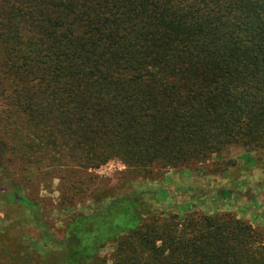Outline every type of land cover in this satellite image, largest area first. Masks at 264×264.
<instances>
[{"label": "trees", "instance_id": "trees-1", "mask_svg": "<svg viewBox=\"0 0 264 264\" xmlns=\"http://www.w3.org/2000/svg\"><path fill=\"white\" fill-rule=\"evenodd\" d=\"M229 3L243 20L214 16ZM9 4L29 7L26 55L39 51L30 37L61 47L59 68L32 78L25 121L64 164L177 167L231 144L264 151V0H0V10ZM1 187L6 225L39 228L53 246L28 242L12 264H105L108 245L112 264H264V237L248 223L193 208L181 219L138 187L91 191L89 212L70 215L59 240L34 199Z\"/></svg>", "mask_w": 264, "mask_h": 264}, {"label": "rangeland", "instance_id": "rangeland-1", "mask_svg": "<svg viewBox=\"0 0 264 264\" xmlns=\"http://www.w3.org/2000/svg\"><path fill=\"white\" fill-rule=\"evenodd\" d=\"M7 6L0 10V33L6 39L0 45V189L5 184L8 191H14L15 199H34L58 240L70 215L89 212L91 191L117 183L151 192L158 208L181 219L191 212L190 208L199 214H230L264 237L263 150L231 144L207 160L177 167L150 164L134 168L113 159L82 171L70 161L64 164L58 145L44 148L36 137L46 133L25 121L26 96L30 86L36 85L33 77L59 68L61 47L58 54L59 48L51 41L30 37V44L37 42L39 51L26 55L27 34L22 33L26 22L22 16L28 14L29 7ZM235 12L229 3L225 13L214 16L230 19L228 22L244 19ZM38 21L44 22L40 17ZM22 34L25 40L16 45L13 40L19 42ZM53 133L59 144L57 131ZM0 198L4 197L0 194ZM6 224L0 218V264H12L8 254L20 246L26 247L28 242L31 248H53L39 228L24 222ZM112 252V245L100 252L105 264H112Z\"/></svg>", "mask_w": 264, "mask_h": 264}]
</instances>
